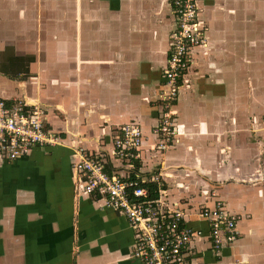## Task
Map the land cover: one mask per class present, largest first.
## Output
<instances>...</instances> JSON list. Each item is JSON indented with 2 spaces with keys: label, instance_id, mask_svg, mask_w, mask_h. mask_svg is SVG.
Listing matches in <instances>:
<instances>
[{
  "label": "crops",
  "instance_id": "crops-1",
  "mask_svg": "<svg viewBox=\"0 0 264 264\" xmlns=\"http://www.w3.org/2000/svg\"><path fill=\"white\" fill-rule=\"evenodd\" d=\"M198 5L208 42L179 80L177 132L162 150L153 128L166 104L173 0H0V98L39 104L60 136L0 156V264H141L127 217L83 191L80 151L119 175L160 174L159 195L196 232L188 264H264V0ZM27 56L15 73L9 60ZM126 122L143 131L133 167L114 146ZM218 199L239 231L219 254L199 213Z\"/></svg>",
  "mask_w": 264,
  "mask_h": 264
},
{
  "label": "built area",
  "instance_id": "built-area-1",
  "mask_svg": "<svg viewBox=\"0 0 264 264\" xmlns=\"http://www.w3.org/2000/svg\"><path fill=\"white\" fill-rule=\"evenodd\" d=\"M173 11L177 26L165 69L167 90L163 100L166 104L163 120L156 129L162 150L175 140L177 132L172 125L170 105L177 98L179 80L193 63L192 50L208 42L205 27L198 17V0H173ZM45 112L39 104H29L23 98H0V156L3 159L14 160L37 145L59 143L60 136L47 127ZM141 129L131 122L122 125L115 135V152L130 160L131 167L142 145ZM73 168L84 192L99 196L107 207L127 217L134 230L133 251L141 264H188L189 244L196 232L183 221V210L164 201L161 195L153 197V184L158 193L161 189L160 174L132 178V174L109 173L101 159L83 151L73 162ZM199 213L210 224L215 253H221L226 243L238 237L237 216L226 210L222 200H216L213 206H203ZM233 264L242 262L236 259Z\"/></svg>",
  "mask_w": 264,
  "mask_h": 264
},
{
  "label": "trees",
  "instance_id": "trees-1",
  "mask_svg": "<svg viewBox=\"0 0 264 264\" xmlns=\"http://www.w3.org/2000/svg\"><path fill=\"white\" fill-rule=\"evenodd\" d=\"M32 57L31 56H27V57H19V58H14L9 60L10 64L12 67H14L13 71L19 73V72H26L28 70V63H30V61H32ZM15 72V73H16ZM136 164H138L137 160L135 162ZM105 168L109 173H112V170L109 166V164H105ZM135 175H132V178H134ZM153 189V197L157 198L159 196L158 191L156 190V188L154 187V184L152 186Z\"/></svg>",
  "mask_w": 264,
  "mask_h": 264
},
{
  "label": "rangeland",
  "instance_id": "rangeland-1",
  "mask_svg": "<svg viewBox=\"0 0 264 264\" xmlns=\"http://www.w3.org/2000/svg\"><path fill=\"white\" fill-rule=\"evenodd\" d=\"M162 117V120H163V115L161 116ZM127 123H131V122H126V123H124V124H127ZM123 124V125H124ZM137 126H139L140 128H141V126L139 125V124H137ZM158 126H159V124L155 127V128H153V131H154V133H156L157 134V136L158 137H160V134L157 132V128H158ZM122 127V126H121ZM120 127V128H121ZM142 130V129H141ZM142 133H143V131H142ZM160 139H161V137H160ZM160 143H161V140H159L158 139V141H157V143H156V145L154 146V147H157L156 149H161V146H160ZM142 144H143V134H142Z\"/></svg>",
  "mask_w": 264,
  "mask_h": 264
}]
</instances>
